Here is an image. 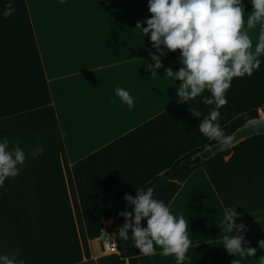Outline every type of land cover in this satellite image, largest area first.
Listing matches in <instances>:
<instances>
[{
	"label": "crops",
	"instance_id": "0c3cea01",
	"mask_svg": "<svg viewBox=\"0 0 264 264\" xmlns=\"http://www.w3.org/2000/svg\"><path fill=\"white\" fill-rule=\"evenodd\" d=\"M8 3L0 0V136L10 148L18 144L26 160L19 175L0 186V254L18 253L25 264H121L101 237L87 238L71 167L180 102V81L164 77L165 69L175 73L182 66L180 52L165 51L158 76L151 77L147 65L159 53L135 28L151 16L148 0H11L15 11L5 17ZM242 4L246 22L253 8L249 0ZM248 31L254 47L259 26ZM116 87L135 98L131 110ZM36 147L43 153L33 158ZM198 171L169 203L174 215L188 220L185 264H231L234 257L222 247L224 208ZM243 235L257 249L243 264H264L258 247L264 228ZM138 258L139 264H176L159 247Z\"/></svg>",
	"mask_w": 264,
	"mask_h": 264
},
{
	"label": "clouds",
	"instance_id": "9594fccd",
	"mask_svg": "<svg viewBox=\"0 0 264 264\" xmlns=\"http://www.w3.org/2000/svg\"><path fill=\"white\" fill-rule=\"evenodd\" d=\"M249 2L253 10L245 22L242 0H148L151 16L138 21L135 27L143 35L148 34L152 48L159 53L151 54L153 63L147 65L151 77L158 76L156 70L162 67L161 57L165 51L179 50L182 66L175 73L170 68L165 69L164 77L180 81L176 91L179 103L186 104L188 100L201 97L204 105L215 106L203 118L196 107L188 110L199 118L198 131L222 145L232 139L225 135L219 123V108L227 103L226 92L233 78L250 76L260 66V57L264 55V0ZM13 11L9 0L3 16ZM142 23L146 26L141 27ZM257 26L258 41L253 47L248 30ZM205 91L209 95H203ZM114 92L129 110L134 107L135 98L127 89L116 87ZM42 153L43 148L36 147L30 155L36 158ZM25 160L26 153L18 144L10 148L7 137L0 136V186L19 175ZM123 199L132 210L118 213L124 223L118 227L116 236L124 241L131 239L139 253L146 256L156 254L159 247L160 255L174 256L176 264H185L191 245L188 220L177 217L168 204L156 199L151 187L136 188L135 197L126 193ZM238 216L235 208L225 207L220 221V229L225 233L222 247L234 257L231 264H243L245 259L242 258L252 257L257 251L247 246L243 235L245 225L235 223ZM142 220H146V227L141 226ZM233 229L235 235H231ZM258 247L264 250V240L258 242ZM18 255L0 254V264H25L23 259L16 258ZM260 259L264 260V256Z\"/></svg>",
	"mask_w": 264,
	"mask_h": 264
},
{
	"label": "trees",
	"instance_id": "16d2710c",
	"mask_svg": "<svg viewBox=\"0 0 264 264\" xmlns=\"http://www.w3.org/2000/svg\"><path fill=\"white\" fill-rule=\"evenodd\" d=\"M260 66L248 76L235 77L227 90V103L219 108V123L225 135H232L248 121L264 112V55ZM203 95H209L207 91ZM196 107L201 118L214 105H204L201 97L178 103L137 128L77 161L71 167L86 236H102L103 222L111 220L121 264H139V250L131 239L116 236L128 210L124 195H136V188L151 187L162 175L166 177L154 197L169 205L181 184L202 168L222 207H233L242 219H261L248 223L245 230L264 228V133L249 137L196 166L179 165L204 148L218 142L201 134L199 118L188 108ZM146 227V220L141 221ZM77 264H96L86 260Z\"/></svg>",
	"mask_w": 264,
	"mask_h": 264
},
{
	"label": "water",
	"instance_id": "95a60500",
	"mask_svg": "<svg viewBox=\"0 0 264 264\" xmlns=\"http://www.w3.org/2000/svg\"><path fill=\"white\" fill-rule=\"evenodd\" d=\"M263 133H264V116L248 121L243 126L236 129L234 133L231 135L232 139L228 144L222 145L221 142L218 141L204 148L196 155H194L192 158L182 160L179 165L196 166L200 164L202 161H205L225 150L230 149L232 146L240 143L241 141L249 137ZM165 182H166V177L162 175L156 182L152 184L151 188L153 189V193L159 187H161ZM125 264H130L128 259L125 260Z\"/></svg>",
	"mask_w": 264,
	"mask_h": 264
},
{
	"label": "built area",
	"instance_id": "2783aa9c",
	"mask_svg": "<svg viewBox=\"0 0 264 264\" xmlns=\"http://www.w3.org/2000/svg\"><path fill=\"white\" fill-rule=\"evenodd\" d=\"M103 248L105 251L112 253L117 251V245L114 237V227L112 225H108L106 221L103 222Z\"/></svg>",
	"mask_w": 264,
	"mask_h": 264
},
{
	"label": "rangeland",
	"instance_id": "374dc122",
	"mask_svg": "<svg viewBox=\"0 0 264 264\" xmlns=\"http://www.w3.org/2000/svg\"><path fill=\"white\" fill-rule=\"evenodd\" d=\"M263 116H264V112L262 110H260L258 117H263ZM198 170H199L198 171V175H202V173H203V175L206 176V174H205V172H204V170L202 168H198ZM260 221H261V219H259V218L247 219V220L246 219H242V220H239L237 223H243L245 225V227H246V225L248 223H258ZM114 237H115V230H114ZM101 238H102V243H103V237L101 236Z\"/></svg>",
	"mask_w": 264,
	"mask_h": 264
}]
</instances>
